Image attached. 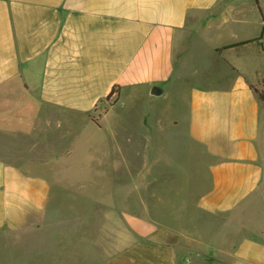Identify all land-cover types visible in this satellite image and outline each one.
Here are the masks:
<instances>
[{
    "label": "crops",
    "instance_id": "0c3cea01",
    "mask_svg": "<svg viewBox=\"0 0 264 264\" xmlns=\"http://www.w3.org/2000/svg\"><path fill=\"white\" fill-rule=\"evenodd\" d=\"M262 11L0 0V234L42 255L71 195L102 210L111 264H264ZM82 121L109 134L81 145Z\"/></svg>",
    "mask_w": 264,
    "mask_h": 264
},
{
    "label": "rangeland",
    "instance_id": "374dc122",
    "mask_svg": "<svg viewBox=\"0 0 264 264\" xmlns=\"http://www.w3.org/2000/svg\"><path fill=\"white\" fill-rule=\"evenodd\" d=\"M260 5L264 12V0H260ZM80 128L81 145L93 137L94 130L97 138L100 135L104 136L105 133L109 134V131L97 130L90 121H82ZM80 144L78 150L82 152L84 148ZM167 149H170V152L173 150L172 147L166 146ZM194 150L196 151V148ZM57 200L53 199V207L58 206ZM80 205L82 208L89 207L88 203ZM72 207L73 197L66 195L62 199L59 212L50 210V224L41 232L44 236L42 245L46 246L43 250L47 252L38 257H30L31 248L28 243L0 234V264H111L107 256L115 244L107 241L109 231L102 225L103 220L100 218L102 210L82 209L76 212ZM119 230L120 228L113 227L114 238ZM178 260L182 264L183 256Z\"/></svg>",
    "mask_w": 264,
    "mask_h": 264
},
{
    "label": "trees",
    "instance_id": "16d2710c",
    "mask_svg": "<svg viewBox=\"0 0 264 264\" xmlns=\"http://www.w3.org/2000/svg\"><path fill=\"white\" fill-rule=\"evenodd\" d=\"M249 41H252V40H248L246 42H249ZM242 43H245V42H238V43H235V44H232V46L234 45H239V44H242ZM231 46V45H230ZM224 47H228V46H224ZM258 95V97L261 99V100H264V88H262V90H257V89H254Z\"/></svg>",
    "mask_w": 264,
    "mask_h": 264
},
{
    "label": "water",
    "instance_id": "95a60500",
    "mask_svg": "<svg viewBox=\"0 0 264 264\" xmlns=\"http://www.w3.org/2000/svg\"><path fill=\"white\" fill-rule=\"evenodd\" d=\"M160 89L159 88H157V87H155V86H153L152 88H151V90H150V94L152 95V96H158V95H160Z\"/></svg>",
    "mask_w": 264,
    "mask_h": 264
}]
</instances>
